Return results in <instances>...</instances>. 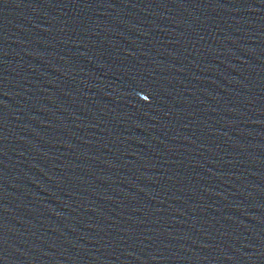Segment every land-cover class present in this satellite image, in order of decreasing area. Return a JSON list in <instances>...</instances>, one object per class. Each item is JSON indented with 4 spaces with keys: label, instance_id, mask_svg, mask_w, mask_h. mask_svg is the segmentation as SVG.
Returning <instances> with one entry per match:
<instances>
[{
    "label": "water",
    "instance_id": "1",
    "mask_svg": "<svg viewBox=\"0 0 264 264\" xmlns=\"http://www.w3.org/2000/svg\"><path fill=\"white\" fill-rule=\"evenodd\" d=\"M0 264H264V0H0Z\"/></svg>",
    "mask_w": 264,
    "mask_h": 264
}]
</instances>
